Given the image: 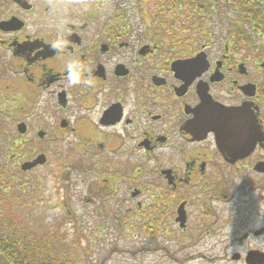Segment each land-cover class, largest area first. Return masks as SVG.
Listing matches in <instances>:
<instances>
[{"label":"flooded vegetation","instance_id":"af4514ba","mask_svg":"<svg viewBox=\"0 0 264 264\" xmlns=\"http://www.w3.org/2000/svg\"><path fill=\"white\" fill-rule=\"evenodd\" d=\"M19 1L0 0V193L31 133L113 234L156 240L151 264H264V0Z\"/></svg>","mask_w":264,"mask_h":264},{"label":"rangeland","instance_id":"374dc122","mask_svg":"<svg viewBox=\"0 0 264 264\" xmlns=\"http://www.w3.org/2000/svg\"><path fill=\"white\" fill-rule=\"evenodd\" d=\"M154 3L151 0L142 10L151 9ZM128 4L135 7L132 2ZM130 18L139 20L136 17ZM9 134L11 138H18L15 130L9 131ZM28 139L30 143L20 145L14 153H10V146L6 145L3 159L4 170L13 177V185L23 184L20 188L26 192L30 191L28 182L34 187L31 189V207L22 210L21 220L33 232H60L68 237H76L80 241L79 256L84 264H151L155 258L138 251L152 248L157 244L156 240L143 239L138 230L134 229L130 234H113L114 227L107 225L109 219L94 215L91 207H85L77 201L79 196L86 193L85 186L73 184L66 188L63 183L59 162L63 156V147L31 145V133ZM39 154L46 156L47 164L30 173H22L17 163H22L29 155L33 158ZM36 186L40 190L35 192Z\"/></svg>","mask_w":264,"mask_h":264},{"label":"trees","instance_id":"16d2710c","mask_svg":"<svg viewBox=\"0 0 264 264\" xmlns=\"http://www.w3.org/2000/svg\"><path fill=\"white\" fill-rule=\"evenodd\" d=\"M166 1V0H165ZM171 11V10H170ZM124 17L116 12V25H124ZM172 15H161L147 23L150 27H172ZM156 32V31H155ZM167 35L170 37L172 33ZM12 176L4 172L0 193V264H84L79 256L80 241L60 232L37 233L21 220L24 208L31 207L32 191L13 185ZM33 186V185H32ZM40 190L39 186L35 187Z\"/></svg>","mask_w":264,"mask_h":264},{"label":"water","instance_id":"95a60500","mask_svg":"<svg viewBox=\"0 0 264 264\" xmlns=\"http://www.w3.org/2000/svg\"><path fill=\"white\" fill-rule=\"evenodd\" d=\"M16 2L23 3L22 1H19V0H16ZM13 21H15V20H11V21L5 23V25H9V24H11ZM18 131H19L20 133L23 132V126H22V125H19V126H18ZM44 163H45V157H44V155H40V156H38L36 159H34L32 162H28V163H24V164H22V165H21V170H22V171H28V170H30V169L36 167L37 165H43Z\"/></svg>","mask_w":264,"mask_h":264},{"label":"clouds","instance_id":"9594fccd","mask_svg":"<svg viewBox=\"0 0 264 264\" xmlns=\"http://www.w3.org/2000/svg\"><path fill=\"white\" fill-rule=\"evenodd\" d=\"M72 82H73V83L77 82V80H76L75 77L72 78Z\"/></svg>","mask_w":264,"mask_h":264}]
</instances>
